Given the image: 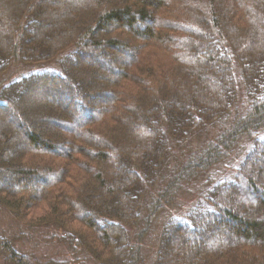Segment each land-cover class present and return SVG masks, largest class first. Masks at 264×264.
<instances>
[{
  "label": "trees",
  "instance_id": "16d2710c",
  "mask_svg": "<svg viewBox=\"0 0 264 264\" xmlns=\"http://www.w3.org/2000/svg\"><path fill=\"white\" fill-rule=\"evenodd\" d=\"M13 61L57 67L0 85L2 209L94 264H148L151 221L198 186L149 264H264V0H0V79ZM51 90L66 107L35 103Z\"/></svg>",
  "mask_w": 264,
  "mask_h": 264
},
{
  "label": "rangeland",
  "instance_id": "374dc122",
  "mask_svg": "<svg viewBox=\"0 0 264 264\" xmlns=\"http://www.w3.org/2000/svg\"><path fill=\"white\" fill-rule=\"evenodd\" d=\"M85 59L87 63L92 65L100 66V64L95 62L93 57L85 55ZM95 63V64H94ZM57 67L56 63L47 62L41 65H24L20 62L13 61L11 66L9 67V71H7L3 78L0 79V85L5 83V81L11 79L12 77L19 75L20 73L31 71L37 69L39 67ZM56 89H60L58 86ZM41 94H38L36 98L37 104L44 103V101L50 102L58 100L63 107H66L64 104V100L60 99L59 96L55 95L52 90L51 91H41ZM100 99H107V94L103 93V95L99 96ZM61 100V101H60ZM7 117L13 116L11 112L5 113ZM17 115L14 114V118ZM78 116H76L77 118ZM233 113L230 116L232 119ZM77 119H81L79 116ZM22 126H25L23 119L18 120ZM53 125H56L53 123ZM48 127V126H47ZM61 127V126H59ZM216 132L217 129L215 128ZM199 144L195 142V138L191 139L190 141H185V143L171 145V159L168 164L171 169L174 166L173 164L177 165L179 162L184 160L187 154L192 153ZM192 148V149H191ZM191 149V150H189ZM57 151L60 150L57 148ZM16 182V181H15ZM21 181H17L16 185H18ZM163 182V180H162ZM4 183L9 186L12 184L9 176H6V180ZM197 185V184H196ZM159 190V185L155 186L153 189L150 190L151 195L154 197L157 195L156 192ZM199 191L198 186H194L192 191H183L180 195H176L177 197L173 199V202L170 205V210L166 213L160 212L156 215L155 220L151 221V224L148 226L147 233L143 238H146L142 243V252L143 256L147 259V263H151L152 259H154V255L156 248L159 233L163 222L170 214H183L186 212L187 208L194 202V198L196 197ZM148 203L146 200L145 205ZM146 210H143L142 216H146ZM63 233L54 226L49 227H31L28 225H24L17 221L10 212L2 209L0 207V237L9 241L13 248L19 251L21 254H24L30 264H94L91 258L82 251H72L65 246L64 242L58 237ZM147 235V236H146ZM132 241L136 242V236L133 235ZM0 264H14L11 262H7L5 256H3V252L0 249Z\"/></svg>",
  "mask_w": 264,
  "mask_h": 264
}]
</instances>
